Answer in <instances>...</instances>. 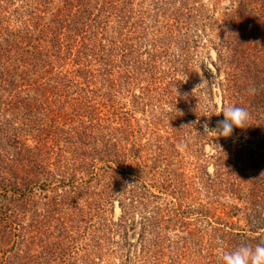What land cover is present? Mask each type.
<instances>
[{
	"label": "rangeland",
	"instance_id": "1",
	"mask_svg": "<svg viewBox=\"0 0 264 264\" xmlns=\"http://www.w3.org/2000/svg\"><path fill=\"white\" fill-rule=\"evenodd\" d=\"M182 3L194 18L177 30L172 15ZM23 4L4 13L3 27L29 24ZM114 4L123 12L62 47L54 74H67L57 81L66 97L0 100V127L29 124L21 140L38 148L43 171L22 197L1 264H136L144 247L149 264H223L235 234L264 233V187L252 191L264 168L238 178L234 142L209 128L230 95L220 85L233 71L220 62L229 53L220 26L232 0ZM199 9L212 17L206 29ZM254 45L250 72L263 67ZM259 118L264 128V112Z\"/></svg>",
	"mask_w": 264,
	"mask_h": 264
},
{
	"label": "trees",
	"instance_id": "2",
	"mask_svg": "<svg viewBox=\"0 0 264 264\" xmlns=\"http://www.w3.org/2000/svg\"><path fill=\"white\" fill-rule=\"evenodd\" d=\"M16 1L0 0V100L3 98L37 100L38 96L46 99L55 96L66 97L65 88L62 90L57 85V81L64 82L67 74L63 75L62 72L54 74L55 61L62 60L60 53L65 42L68 43L71 36L82 37L91 29L98 30L103 23L106 24L112 12H123V9L118 10L114 0H102L100 3L98 0H22L25 4L20 8L27 12L24 9L27 6V10L30 11L29 24H24L19 29L3 27L4 13ZM232 3V9L221 21V38L223 37L222 41L226 43L229 53H225V56L222 54L220 62L222 65L230 66L233 71L228 75L225 84L220 85L224 94H230L223 98L222 112L228 106H237L245 108L250 113L245 128H234L232 135L227 137L234 142L232 146L235 161L233 162H238L236 170L240 178L244 171L251 169L252 165L255 171L256 167L261 166L262 170L264 168V128L259 118V115L264 112V45L262 44V41L264 42V0H232ZM199 11L200 9L196 16L197 24L206 29L207 25L211 26L212 17L208 11L203 10L202 15ZM193 12L195 9L186 6L185 3L181 4V7L172 15L177 30L181 26L188 27V23L194 18ZM15 13H18V9ZM93 34L96 36L94 32ZM252 44H256L253 50H256L258 46L263 48L261 57L258 58L257 51L252 55V58L259 60L263 67L258 68L256 64L254 70L250 72L245 63ZM66 47L68 51L70 48L68 45ZM218 72L220 73L219 69ZM75 73L80 74L81 69ZM252 73H254L253 76ZM222 112L221 119L224 118ZM6 124L8 127L5 125L0 127L2 130L0 141L6 139L8 143L13 144V147L0 145L1 249L6 247L7 239L16 235V228L13 226L20 219L21 202H26L25 198H22L23 195L25 192L31 193L38 186L37 173L40 175L43 173V171L36 172L40 154L38 148L32 149L21 140L22 134L26 132L23 127L31 129L29 124L24 123L21 127L13 121ZM209 128L214 131L216 126L213 124ZM214 133L220 135L216 131ZM27 163L32 164L35 169L29 170ZM253 186L252 191L257 192L258 187L263 188L264 184L257 186L253 183ZM251 233L255 234L253 230ZM226 235L232 236V231L225 232ZM245 235V233L235 234V238H240L236 244V240H232L235 250L241 246L254 248L257 244H264V233L253 238ZM6 253L8 252L5 251L4 254ZM148 255H150L149 248L144 247L142 256H137L136 264H149L151 258Z\"/></svg>",
	"mask_w": 264,
	"mask_h": 264
},
{
	"label": "clouds",
	"instance_id": "3",
	"mask_svg": "<svg viewBox=\"0 0 264 264\" xmlns=\"http://www.w3.org/2000/svg\"><path fill=\"white\" fill-rule=\"evenodd\" d=\"M223 119L217 122L216 129L222 137H229L234 128H245L250 113L243 107L228 106L223 110ZM205 132L208 131L205 125ZM223 264H264V244L254 248L241 246L222 257Z\"/></svg>",
	"mask_w": 264,
	"mask_h": 264
}]
</instances>
